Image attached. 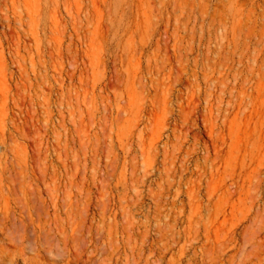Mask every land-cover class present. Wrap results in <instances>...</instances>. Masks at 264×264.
Returning a JSON list of instances; mask_svg holds the SVG:
<instances>
[{
	"label": "rangeland",
	"instance_id": "374dc122",
	"mask_svg": "<svg viewBox=\"0 0 264 264\" xmlns=\"http://www.w3.org/2000/svg\"><path fill=\"white\" fill-rule=\"evenodd\" d=\"M0 255L264 264V0H0Z\"/></svg>",
	"mask_w": 264,
	"mask_h": 264
},
{
	"label": "bare ground",
	"instance_id": "6f19581e",
	"mask_svg": "<svg viewBox=\"0 0 264 264\" xmlns=\"http://www.w3.org/2000/svg\"><path fill=\"white\" fill-rule=\"evenodd\" d=\"M0 260L1 261H3L4 260V258L2 257V255H0ZM11 261V260H10ZM78 262V261H77ZM10 264H14L13 262H11ZM17 264V263H16ZM25 264V263H24ZM40 264H42V263H40Z\"/></svg>",
	"mask_w": 264,
	"mask_h": 264
}]
</instances>
